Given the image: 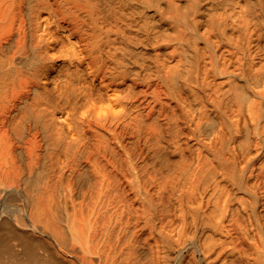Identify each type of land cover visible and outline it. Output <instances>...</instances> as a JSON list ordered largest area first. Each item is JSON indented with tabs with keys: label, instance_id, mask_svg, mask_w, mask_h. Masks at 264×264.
Segmentation results:
<instances>
[{
	"label": "bare ground",
	"instance_id": "6f19581e",
	"mask_svg": "<svg viewBox=\"0 0 264 264\" xmlns=\"http://www.w3.org/2000/svg\"><path fill=\"white\" fill-rule=\"evenodd\" d=\"M0 264H264V0H0Z\"/></svg>",
	"mask_w": 264,
	"mask_h": 264
}]
</instances>
